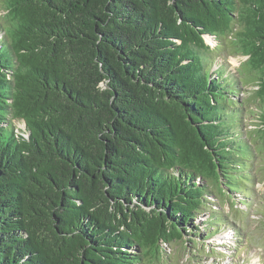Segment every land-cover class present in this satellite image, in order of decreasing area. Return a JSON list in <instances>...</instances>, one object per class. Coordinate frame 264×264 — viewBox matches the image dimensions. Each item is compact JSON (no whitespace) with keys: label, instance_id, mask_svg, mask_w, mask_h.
I'll use <instances>...</instances> for the list:
<instances>
[{"label":"trees","instance_id":"trees-1","mask_svg":"<svg viewBox=\"0 0 264 264\" xmlns=\"http://www.w3.org/2000/svg\"><path fill=\"white\" fill-rule=\"evenodd\" d=\"M248 85L264 147V0H0V264H164L253 179Z\"/></svg>","mask_w":264,"mask_h":264},{"label":"rangeland","instance_id":"rangeland-1","mask_svg":"<svg viewBox=\"0 0 264 264\" xmlns=\"http://www.w3.org/2000/svg\"><path fill=\"white\" fill-rule=\"evenodd\" d=\"M205 43L211 49L217 45L213 39L206 40ZM245 60L244 57H228L225 74H234L237 77L235 71ZM217 62L221 61L217 59ZM215 69L217 66L213 68L216 72ZM241 89L238 98L246 105L236 131L240 130L244 136L252 137L250 152L253 158L249 161L250 169L247 173L253 176V179L244 187L243 193H235L232 199L230 196L218 195V190L213 187V196L209 197L213 207L211 211L220 213L225 224L218 230L217 227L215 229L211 224H206L205 221L209 220L213 213L208 210L199 216L196 222L199 229L193 232L199 233L196 238L186 236L182 241L162 245L164 264H264V222H260L264 220V147L253 137L260 128L256 108L259 102L254 97L255 87L248 85ZM16 126V133L24 129L22 124L17 123ZM243 201L250 202L252 207L240 205L239 202ZM210 232H213L212 236L203 239ZM189 239L194 241L188 243ZM225 256L232 258L228 260Z\"/></svg>","mask_w":264,"mask_h":264},{"label":"clouds","instance_id":"clouds-1","mask_svg":"<svg viewBox=\"0 0 264 264\" xmlns=\"http://www.w3.org/2000/svg\"><path fill=\"white\" fill-rule=\"evenodd\" d=\"M231 258V257H230Z\"/></svg>","mask_w":264,"mask_h":264}]
</instances>
